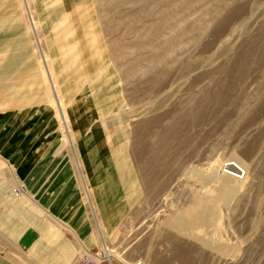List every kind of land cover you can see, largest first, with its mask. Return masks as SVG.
Instances as JSON below:
<instances>
[{
  "label": "rangeland",
  "instance_id": "obj_1",
  "mask_svg": "<svg viewBox=\"0 0 264 264\" xmlns=\"http://www.w3.org/2000/svg\"><path fill=\"white\" fill-rule=\"evenodd\" d=\"M6 113L2 152L23 160L52 144L88 205L90 140L100 154L123 129L128 160L111 146L101 163L125 161L136 194L113 231L93 225L105 243L76 260L108 248L112 264H264V0H0ZM121 174L112 196L127 189Z\"/></svg>",
  "mask_w": 264,
  "mask_h": 264
},
{
  "label": "crops",
  "instance_id": "obj_2",
  "mask_svg": "<svg viewBox=\"0 0 264 264\" xmlns=\"http://www.w3.org/2000/svg\"><path fill=\"white\" fill-rule=\"evenodd\" d=\"M42 89L44 87L40 88V90ZM42 96L44 97L43 94ZM47 107L49 105L43 106L42 109L45 113L46 123L49 124V127L54 125L51 128L58 129L57 124L50 121L53 111L51 112L52 109ZM22 113L26 114L25 111ZM20 116L18 115L19 119ZM12 118L13 113L3 114L0 116V125L2 122H9ZM21 128L13 126L12 134L13 130L17 133ZM120 131L123 129L111 137L109 146L101 150L100 154L96 153V149L92 145L93 139H91L89 152L85 156L86 168L84 170L88 173L93 186L94 203L98 208L102 207L100 211L95 209L94 203L90 205L86 203L81 187L70 168L72 165L70 159L63 157L60 152L55 155L54 153L59 149L53 151L52 144H48L47 149L35 147L32 155L22 162L18 160V157L12 159L9 163L15 170V176L11 174V169L0 166V264H71L76 260L78 252L82 251V246L92 248L99 245L104 238L101 231L95 230L93 225L106 226V229L104 227L105 232L113 231V227H116L115 225L121 219L130 199H133L137 191V185L131 180L133 173L130 172L131 168H126L125 161L117 159L110 165L101 163L102 154H105L111 146L116 147L122 155L124 153L127 156L125 150L127 144L122 145L123 136L125 140L126 136L123 133L119 134ZM89 136L90 134L87 137ZM13 138L15 137L12 136L11 144L20 148L21 140ZM88 143V139L84 141V144ZM0 154L6 158L9 156L2 152L1 146ZM52 155L59 156V158H52ZM89 157H95L101 168L93 177L89 171L97 162L94 163L96 161L94 159L92 165H88L86 160ZM113 166H119L123 174L130 178H127L128 181H126L127 189L112 196V200L118 201L117 206L114 200L108 202V205L106 203L103 205L99 203V199L108 196L111 198V196L106 193V187L102 190H95L94 187L106 177L102 174L105 173L103 169L111 171ZM21 183H25L29 189L28 194L24 195L18 190ZM128 188H131L130 191ZM124 198L129 200L124 203L123 213L111 222L104 214H111L119 207L120 203L125 201ZM39 206H42V209ZM64 225H68L70 229Z\"/></svg>",
  "mask_w": 264,
  "mask_h": 264
},
{
  "label": "bare ground",
  "instance_id": "obj_3",
  "mask_svg": "<svg viewBox=\"0 0 264 264\" xmlns=\"http://www.w3.org/2000/svg\"><path fill=\"white\" fill-rule=\"evenodd\" d=\"M114 44H115V42H114ZM100 45V44H99ZM98 46V45H97ZM107 48H109L108 46H107ZM109 50H110V48H109ZM110 52V51H109ZM52 61V60H51ZM26 70V69H25ZM52 71H53V62H50V65L48 66V72L44 75V78L43 79H41V82L40 83H42V85H43V87H44V89H42V91H43V95H44V97L45 98H48L49 96L47 95V93H46V91L45 90H47L48 89V86H47V84L49 83L50 84V87L49 88H51L52 87V85H53V78L51 79V73H52ZM40 74H41V72H40ZM46 79V80H45ZM44 82H46V84L44 83ZM52 94L54 95V91L52 92ZM116 99L119 101V98L118 97H116ZM57 103L60 105L61 104V102H60V98H57ZM49 107H50V105L52 106V102H50L49 104ZM47 105V106H48ZM49 107H47L48 109H49ZM60 109H62L61 108V106H59V108H58V110L56 111V112H58ZM66 111V110H65ZM57 122H58V117H57ZM61 127H62V125H61ZM57 128H58V126H57ZM76 135H80V132H76ZM111 160H113V159H111ZM0 161H1V163L3 164L2 166H4V167H6V168H8V169H11V171H12V167H11V164L9 163V162H11V159H10V157H2V155H0ZM19 161L20 162H22V161H24V159L23 160H21V159H19ZM107 161H109V159H107ZM193 170H195V169H193ZM31 171V170H30ZM53 171V170H52ZM61 171V170H60ZM103 172H105V173H102V174H104V175H106V177L101 181V182H99L98 184H96L95 185V187H96V189L97 190H99V189H103V188H105L106 187V189H105V191H106V193L107 194H109L110 196H112V194L114 193V191H115V189H116V187H117V184H118V182H122L123 181V178H122V172L120 171V169H119V167L117 166L116 168L114 167L113 169H112V171L110 172V174H109V170L108 171H103ZM44 173V172H43ZM30 174V173H29ZM34 175V174H33ZM197 175V174H196ZM51 176V175H50ZM198 176V175H197ZM52 177V176H51ZM200 179V178H199ZM183 180H184V178H183ZM191 180V179H190ZM204 180V179H203ZM188 181V180H187ZM106 182H107V184H106ZM190 182V181H189ZM106 184V185H105ZM95 189V190H96ZM18 190L22 193V194H24V195H26V194H28V190L29 189H27L26 188V186L25 185H20L19 184V187H18ZM30 197V196H29ZM31 199H33L32 197H30ZM109 196L107 197V198H101L100 200V203H102L103 205L106 203V205L108 204V200H109ZM215 198H216V200L218 201V199L217 198H219V201L221 202V200H222V198H220V196L218 195V196H215ZM127 201V199L121 204H119V207L118 208H116L113 212H111V214H108V213H105L104 214V216L106 217V216H108L107 217V219L108 220H110L111 222L114 220V219H116L117 218V216H120L122 213H123V211H122V208H123V206H124V203ZM39 208L40 209H42V206H39ZM101 209H102V207H101ZM205 211V210H204ZM116 217V218H115ZM202 217H204L205 219H206V221L207 222H209L210 220H211V218H212V216H211V214H209L208 212H207V210H206V213L204 214L203 213V215H202ZM202 219V218H201ZM108 220H106V222L108 223ZM200 221V220H199ZM205 221V220H204ZM195 223H193V225H194ZM179 225H183L182 224V222H181V224H179ZM209 225H210V222H209ZM64 226H66V228H68V229H70L69 228V226L68 225H64ZM114 228V227H113ZM112 228V229H113ZM105 229H106V226H105ZM193 229V228H192ZM198 229V228H197ZM196 230V229H195ZM185 232H188V231H186L185 230ZM191 236V235H190ZM194 237V236H193ZM103 240V243H105L104 241V238L102 239ZM101 240V241H102ZM211 241V240H210ZM199 242V241H198ZM232 242V241H231ZM223 243H224V245H223V247L226 249V250H228V251H232V250H235L236 248H235V245H233L232 243H229L228 242V240H224L223 241ZM236 244V243H235ZM215 245V244H214ZM215 246H217V245H215ZM222 246V245H221ZM105 247V246H104ZM105 249V248H104ZM103 249V250H104ZM108 249V248H107ZM105 250V251H98V250H89V251H85L84 253H83V255H81L79 258H81L82 256H91V257H93V258H95L96 260H98L101 264H105V259L107 258L109 261H110V263L112 264L113 262H112V259H110L111 257H108L109 256V252L110 251H108V250ZM112 252V251H111ZM78 258V259H79ZM74 263V262H73ZM73 263H71V264H73Z\"/></svg>",
  "mask_w": 264,
  "mask_h": 264
},
{
  "label": "built area",
  "instance_id": "obj_4",
  "mask_svg": "<svg viewBox=\"0 0 264 264\" xmlns=\"http://www.w3.org/2000/svg\"><path fill=\"white\" fill-rule=\"evenodd\" d=\"M73 264H101L98 260L91 256H82L81 258L74 261ZM139 264V262H138ZM141 264H146L145 262H141Z\"/></svg>",
  "mask_w": 264,
  "mask_h": 264
}]
</instances>
